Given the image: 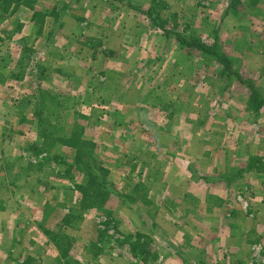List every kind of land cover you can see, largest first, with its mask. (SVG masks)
<instances>
[{"label":"rangeland","instance_id":"rangeland-1","mask_svg":"<svg viewBox=\"0 0 264 264\" xmlns=\"http://www.w3.org/2000/svg\"><path fill=\"white\" fill-rule=\"evenodd\" d=\"M2 1L0 264H264V0Z\"/></svg>","mask_w":264,"mask_h":264},{"label":"trees","instance_id":"trees-1","mask_svg":"<svg viewBox=\"0 0 264 264\" xmlns=\"http://www.w3.org/2000/svg\"><path fill=\"white\" fill-rule=\"evenodd\" d=\"M2 8L4 5H6V0H3L2 3ZM187 50L193 51V50H199L205 53V55H212L215 56L217 61H222L225 62L226 56L219 53L217 49H211V47H208L207 45L203 44L202 42H197L196 40L187 42L185 41L184 38H181L178 40ZM26 53V52H24ZM27 54V53H26ZM26 55L24 54V58H22L21 61V67L23 69L28 68V63L31 61V58L29 56L25 57ZM19 74V73H18ZM15 77V76H14ZM251 98H252V103L253 104H258L259 106H263L264 102L260 99V95L256 92V90H253L251 92ZM261 100V101H260ZM70 141V137L66 136L65 137V142ZM84 143L80 142L78 140V144L76 147H74L76 153V167L77 169L82 172L86 177H88V186L86 193L84 194V197L81 199L82 202L85 201L87 198L94 199L96 196H105L106 192L105 190L108 189V180H107V175L108 171L101 167L100 164H97L94 161L93 156L88 157L87 154L86 156L81 152L82 148L84 147ZM102 189V191H101ZM84 205V204H82ZM85 206V205H84Z\"/></svg>","mask_w":264,"mask_h":264},{"label":"crops","instance_id":"crops-1","mask_svg":"<svg viewBox=\"0 0 264 264\" xmlns=\"http://www.w3.org/2000/svg\"><path fill=\"white\" fill-rule=\"evenodd\" d=\"M87 131H88V129H87ZM34 178L36 179L34 182H33V177H32L31 179L28 178V181H29V183H30L31 186H32L33 184H35L37 181H39V180H38V177H35V176H34ZM40 179H41V177H40ZM25 183H26V182H25ZM33 195H34V194H33ZM12 219L17 220L18 217L14 214V216H13ZM12 219H11V220H12ZM11 220H9V216H8L6 213H3V212L1 213V212H0V233H1L2 235L6 236V234H7V229L9 228V227H8V222L10 223ZM20 241H21V240H18L15 246H17L18 244H20ZM18 249H19L20 251H23V250H24L23 247H21V246H20V247H15V250H16V251H18ZM22 249H23V250H22ZM28 249L33 250L32 247H28ZM43 258L45 259V260H44L45 264H47V263H51V262H49V261H50V256H49L48 253H44ZM51 264H54V263H51Z\"/></svg>","mask_w":264,"mask_h":264}]
</instances>
